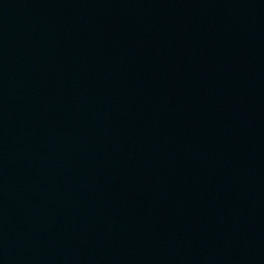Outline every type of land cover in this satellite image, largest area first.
<instances>
[{
  "label": "water",
  "instance_id": "1",
  "mask_svg": "<svg viewBox=\"0 0 264 264\" xmlns=\"http://www.w3.org/2000/svg\"><path fill=\"white\" fill-rule=\"evenodd\" d=\"M0 264H264V0H0Z\"/></svg>",
  "mask_w": 264,
  "mask_h": 264
}]
</instances>
